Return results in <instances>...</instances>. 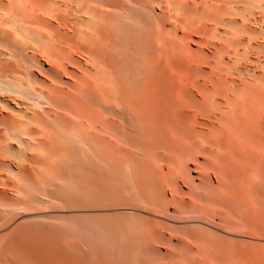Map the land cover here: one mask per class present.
Listing matches in <instances>:
<instances>
[{"label":"bare ground","instance_id":"1","mask_svg":"<svg viewBox=\"0 0 264 264\" xmlns=\"http://www.w3.org/2000/svg\"><path fill=\"white\" fill-rule=\"evenodd\" d=\"M237 195L264 198V0H0V264H242L153 217Z\"/></svg>","mask_w":264,"mask_h":264},{"label":"rangeland","instance_id":"2","mask_svg":"<svg viewBox=\"0 0 264 264\" xmlns=\"http://www.w3.org/2000/svg\"><path fill=\"white\" fill-rule=\"evenodd\" d=\"M238 188L239 189H234V191L236 190L235 192H237V191L239 192L241 187H238ZM241 190H242V188H241ZM237 193H234V196L233 195L232 196L235 197V194H237ZM241 193H243V192L240 191L238 195H240ZM248 195H247V197H244V198H243V195H242V197L238 196L242 200V201H240L241 203L239 202L240 199H238L237 197L236 198L238 199V201L236 200V202H231V200H230L231 206L227 204L228 208L226 205L221 204L222 206H220V209L221 208L223 209V207L226 206V208H224V210H227V209H229V211L232 210L231 212L233 214L232 215L230 213V215H227L229 213L226 211L224 213L225 215L224 214L221 215V217H223V219H218V216L213 217L214 215L212 213L211 214L207 213V214H210V216H209L206 213L204 214L203 211H202V213L198 212L200 214V216L201 215L203 216V217H201L202 221L200 219L198 221L197 217L200 218L198 213H192L193 215L191 213L172 214L171 216L169 215L170 217L168 215H167V217H164V216H166L164 214V216L162 217L160 215L161 214L163 215V213L159 214L160 212H154V215H155V213H156V215L155 216L152 215V216L155 217L156 219L158 218V220L162 219L163 222L165 221V223H167V226L170 224L168 226L170 228L171 227L174 228L173 226L175 223H176V225H178L180 227H187V228H189V230H191V228H196V226L200 227L201 229L200 228H196V229L200 230V232L202 231L201 234L203 235L204 238H206V240H209L210 242L212 241L211 239H213V241L216 240L215 241L216 246L219 244L217 246V248L219 247V249H221L222 252L224 251L225 253H227L228 251L232 250L231 249L232 247L233 248L235 247L234 248L235 252L240 253V255L239 254H237V255L240 256V257L239 256L238 257L241 259V261H243V259H245V262L243 261L244 263H246V259H249V260H247L248 264H264V257H262L264 255V198L260 197V200L261 199H263V200H261V201L259 200V202L256 203L258 201L257 199H258L259 195H262V194H258V197H255V198L252 195L251 199H253L254 201H252L250 198H248V197H250ZM229 198H230V196H229ZM229 198L227 199V197H226V200L229 201ZM236 198H231V199L233 201ZM205 199L206 198L202 199V201H204L202 203L204 204L205 202H207L206 203V206H207V204H209V203ZM246 199H247V202H246ZM223 201H225V200L223 199ZM248 201H250V202H248ZM224 203H226V201ZM224 210H222V211H224ZM222 211H221V213H222ZM194 214H196V215H194ZM183 215H185V216H183ZM191 215H192V217H191ZM226 215H227V217L229 216L228 219H226L227 218ZM231 215L233 218L232 217L230 218ZM174 217H176V218H174ZM177 217H178V220H177ZM173 218L176 219L177 222H175V220ZM183 220H185V221H183ZM194 220L196 222H190V221H194ZM195 223H197V225H195ZM172 224H173V226H171ZM167 232H168V230H167ZM173 232H175V231H173ZM177 232H175V233L177 234ZM182 234L179 233L177 237L181 236ZM174 236H176V235L174 234ZM205 236H207L209 238H207ZM172 240L175 241L174 239H172ZM190 245L193 246L191 248L193 249V251H195L196 244H193V242L191 241ZM220 246H222V247H220ZM159 247H160V250L164 251L165 245L162 246L163 248L161 247V245ZM236 249H237V251H236ZM245 256H246V258H245ZM244 263H242V264H244Z\"/></svg>","mask_w":264,"mask_h":264}]
</instances>
